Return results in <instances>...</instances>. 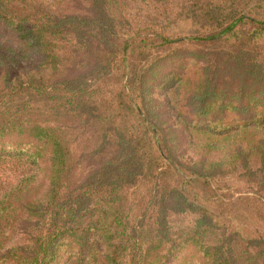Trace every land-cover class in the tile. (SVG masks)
<instances>
[{
	"label": "trees",
	"instance_id": "trees-1",
	"mask_svg": "<svg viewBox=\"0 0 264 264\" xmlns=\"http://www.w3.org/2000/svg\"><path fill=\"white\" fill-rule=\"evenodd\" d=\"M233 12L0 0V264H264L234 184L264 179V18Z\"/></svg>",
	"mask_w": 264,
	"mask_h": 264
},
{
	"label": "rangeland",
	"instance_id": "rangeland-1",
	"mask_svg": "<svg viewBox=\"0 0 264 264\" xmlns=\"http://www.w3.org/2000/svg\"><path fill=\"white\" fill-rule=\"evenodd\" d=\"M222 1H228L231 5V8L236 13V15L244 14L246 16H251L255 18H264V0H222ZM211 30H212L211 27L194 23L193 20L191 19H184V20L182 19L174 26L171 33L176 36H194L200 33L209 32ZM162 65L167 69L171 67L170 62H166ZM191 74L192 73L189 72V75ZM240 139H245V137ZM259 172H257V176L264 174V172L261 173ZM234 184H236V186H238L241 189L240 195L246 197L245 205L243 207L245 208L247 207L246 211L248 213L249 218L246 220V225L249 228V231L250 232H253V230L264 231V209L263 211L258 213L257 216L255 214H252V216L250 215L252 211L251 207L253 205L254 200L259 199V201L262 203L261 207L264 208V179L260 180V183L248 182L246 184L236 180ZM231 191H233V189ZM1 193H2V185L0 184V194ZM237 195L238 194H236L235 196Z\"/></svg>",
	"mask_w": 264,
	"mask_h": 264
}]
</instances>
